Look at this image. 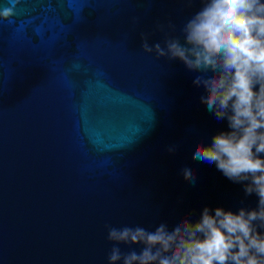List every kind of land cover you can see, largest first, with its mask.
Returning a JSON list of instances; mask_svg holds the SVG:
<instances>
[{
  "label": "water",
  "instance_id": "95a60500",
  "mask_svg": "<svg viewBox=\"0 0 264 264\" xmlns=\"http://www.w3.org/2000/svg\"><path fill=\"white\" fill-rule=\"evenodd\" d=\"M3 7L14 15L0 19V264H108V226L151 230L204 206L256 205L242 184L192 158L226 128L201 103L195 74L141 47V33L163 44L157 22L179 35L198 3Z\"/></svg>",
  "mask_w": 264,
  "mask_h": 264
},
{
  "label": "clouds",
  "instance_id": "9594fccd",
  "mask_svg": "<svg viewBox=\"0 0 264 264\" xmlns=\"http://www.w3.org/2000/svg\"><path fill=\"white\" fill-rule=\"evenodd\" d=\"M194 2L199 7L179 35L170 20L157 22L163 44L150 45V34L141 33V47L157 58L179 60L195 74L201 103L226 128L210 143H197L192 158L214 164L257 202L237 211L204 206L195 219L191 214L161 219L151 230L108 226L113 242L108 264H264V0H184L189 6ZM13 15V7L0 9V19ZM183 173L194 182L191 165ZM120 244L141 247L122 251Z\"/></svg>",
  "mask_w": 264,
  "mask_h": 264
}]
</instances>
